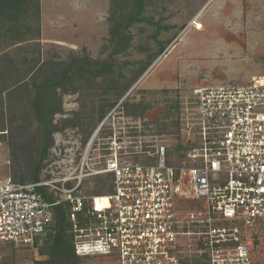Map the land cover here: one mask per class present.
I'll return each mask as SVG.
<instances>
[{"label": "rangeland", "instance_id": "1", "mask_svg": "<svg viewBox=\"0 0 264 264\" xmlns=\"http://www.w3.org/2000/svg\"><path fill=\"white\" fill-rule=\"evenodd\" d=\"M25 4L18 27L0 30V178L31 182L50 163L76 164L91 129L96 124L94 133L109 116L95 148L102 149L119 132L133 157L166 146L175 163L193 139L194 90L247 85L264 77V0H144L142 22L114 38L112 29L125 26L131 10L137 9L136 0ZM196 21L198 29L191 25ZM67 67L72 70L63 77ZM139 76L135 89L126 93L132 106L144 110L145 119L136 121L124 117L122 96ZM50 80L61 81L52 105H61L62 112L52 118L59 131L47 139L50 124L33 108L32 85ZM17 82L21 86L16 89ZM45 246L42 240L34 248L10 247L2 264L47 260ZM78 264L114 262L86 258Z\"/></svg>", "mask_w": 264, "mask_h": 264}, {"label": "built area", "instance_id": "2", "mask_svg": "<svg viewBox=\"0 0 264 264\" xmlns=\"http://www.w3.org/2000/svg\"><path fill=\"white\" fill-rule=\"evenodd\" d=\"M194 98L193 139L173 166L165 147L133 157L119 132L95 148L109 116L76 164L50 163L37 182L0 178V264L7 249L30 246L50 230L63 205L80 258L264 264V77L199 87ZM151 156L154 163L145 160ZM97 177L111 178L112 193L92 194Z\"/></svg>", "mask_w": 264, "mask_h": 264}, {"label": "trees", "instance_id": "3", "mask_svg": "<svg viewBox=\"0 0 264 264\" xmlns=\"http://www.w3.org/2000/svg\"><path fill=\"white\" fill-rule=\"evenodd\" d=\"M28 0H0V30L1 29H8L10 32L14 31L15 28L18 27V19H20V13H24L26 10L22 7H26V2ZM138 2L137 9L136 11H132L131 13L127 16V21L125 26L122 28V26H117L112 29V37H120L123 32L121 30H125V28H129L132 25H135L137 23L142 22V18L140 19L143 7H144V0H136ZM14 15V16H13ZM7 27V28H6ZM20 29V28H19ZM38 33V32H37ZM163 50V49H162ZM6 67V66H5ZM150 69V68H149ZM148 69V70H149ZM72 70V67H67L65 71H63V77H67L68 72ZM147 70V71H148ZM37 71V69H36ZM146 71V72H147ZM34 72V71H33ZM145 72V73H146ZM4 76V73L0 71V77ZM59 76V75H58ZM140 76L137 78V80L128 85L125 88V94L122 96L126 97V93L131 90L136 84V82L139 80ZM14 87L17 89L21 86L19 82L15 83ZM57 85H61V81H55V80H50L48 82H45L43 85H32L35 88L34 94L32 96V105L33 108L40 118V120H46L48 124H50V129L48 133L46 134L47 139L51 137V134L54 132L59 131L57 127L53 126L52 124V118L56 113H61L62 112V107L61 105L59 107H55L52 105V103H56L55 101V96L53 91H55ZM13 88V89H15ZM117 103H114L111 105L110 109H112L114 106H116ZM123 106V111L125 112L124 117L126 119L128 118H135V120H144V110L141 111L140 109L137 108V106H132L130 102L129 96H127L122 103ZM109 109V110H110ZM108 110V111H109ZM108 111L104 112V114L100 117L99 121L102 122V120L105 118L106 114ZM45 117V118H44ZM178 125L182 126L183 122L180 123V119L177 120ZM68 122H65L63 127H66ZM131 124V123H130ZM129 124V125H130ZM96 124L94 125V127ZM91 129L90 133L87 135L86 140L84 141V145L87 144L89 139L91 138L93 134V129ZM129 127V126H128ZM133 129V127H129V130ZM134 129H138L134 127ZM179 127V131H180ZM137 133V132H135ZM104 134V133H103ZM101 139H104L106 136L105 134ZM165 147L167 150V162L169 165L173 166L177 164L178 161L184 159L186 157V153L189 149L188 146H185L184 149H182L181 154L179 155V160L173 161V158L171 157L170 150L166 146H161ZM47 151V150H46ZM158 151V150H157ZM156 151V152H157ZM150 152V151H146ZM156 152H151L152 154H156ZM44 154H46L44 152ZM148 163H154L155 162V157L151 156L145 159ZM38 174L40 173V170L38 169ZM15 181H18L20 183H26V182H21L19 180H16L13 178ZM41 179V177L35 178L31 182H37ZM96 182V187L94 189V193L102 195L100 193L102 192H107L105 193L106 195L112 193V189L109 187L108 184L111 182V178H105V177H97L94 179ZM105 196V195H103ZM69 214V206L68 205H63L58 208H56L55 212V217H54V224L50 227V230L45 232L42 235H39L35 238V241L32 245L27 246V247H19V248H34L38 246V243L42 240H44V245L46 244L45 247H47V250L42 251V254L47 257L48 259L46 260H41L37 261L36 264H78V262L81 259H86V258H80L77 257L75 254L74 250V234L72 232V223L70 222L68 218ZM4 261V260H3ZM181 264H208L206 259L204 257L202 258H197V259H185L181 261Z\"/></svg>", "mask_w": 264, "mask_h": 264}, {"label": "water", "instance_id": "4", "mask_svg": "<svg viewBox=\"0 0 264 264\" xmlns=\"http://www.w3.org/2000/svg\"><path fill=\"white\" fill-rule=\"evenodd\" d=\"M134 89H135V87H134ZM132 91H133V88H132Z\"/></svg>", "mask_w": 264, "mask_h": 264}]
</instances>
